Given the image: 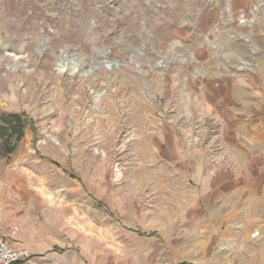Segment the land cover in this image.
Returning <instances> with one entry per match:
<instances>
[{"label":"rangeland","instance_id":"374dc122","mask_svg":"<svg viewBox=\"0 0 264 264\" xmlns=\"http://www.w3.org/2000/svg\"><path fill=\"white\" fill-rule=\"evenodd\" d=\"M222 35L247 51L236 57L239 73L259 70L264 0H0V113L29 119L13 155L56 158L63 149L67 168L87 183V192L74 190L76 205L94 236L108 239L110 256L132 259L143 240L132 230L163 220L149 214L148 165L165 161L151 142L167 125L180 134L188 123L182 109L202 75L195 52L222 50ZM203 124L219 136V120ZM158 171L164 179V166ZM252 240L255 262L262 244ZM205 252L211 259L216 251Z\"/></svg>","mask_w":264,"mask_h":264},{"label":"crops","instance_id":"0c3cea01","mask_svg":"<svg viewBox=\"0 0 264 264\" xmlns=\"http://www.w3.org/2000/svg\"><path fill=\"white\" fill-rule=\"evenodd\" d=\"M216 42L222 50L195 52L202 75L182 114L219 120L225 158L211 161L195 153L184 145L177 124L165 126L150 148L165 161L148 165L155 201L149 214L163 220L148 232L132 230L143 240L128 259L119 252L110 256L108 239L94 236L74 195L76 188L87 192V183L67 168L63 149L56 158L14 156L21 147L14 150L8 164L0 161V215L1 234L20 254L18 264H264V36L255 37L260 68L248 74L236 67L245 47L224 35ZM158 166H164V179H158ZM254 168L258 172L247 177L244 171ZM91 199L103 207L101 199ZM13 227L16 233L9 235ZM255 230L259 235L251 237ZM252 239L262 244L255 262L248 254ZM240 240L244 251L238 252ZM206 250L216 251L211 259Z\"/></svg>","mask_w":264,"mask_h":264},{"label":"built area","instance_id":"2783aa9c","mask_svg":"<svg viewBox=\"0 0 264 264\" xmlns=\"http://www.w3.org/2000/svg\"><path fill=\"white\" fill-rule=\"evenodd\" d=\"M188 123L180 129L182 141L186 147L195 153L206 154V157L213 161L215 157L221 156L223 145L216 135V128L203 123L207 120L201 115L192 116L186 119ZM219 153V156L216 154ZM3 230L2 217L0 215V264H18L20 254L9 244L7 239L1 234ZM17 227H13L9 235L16 233ZM259 235V231L255 230L251 233V237Z\"/></svg>","mask_w":264,"mask_h":264},{"label":"trees","instance_id":"16d2710c","mask_svg":"<svg viewBox=\"0 0 264 264\" xmlns=\"http://www.w3.org/2000/svg\"><path fill=\"white\" fill-rule=\"evenodd\" d=\"M28 125L29 119L24 112L0 113V138L5 136L3 143H0V155L8 156L14 152Z\"/></svg>","mask_w":264,"mask_h":264}]
</instances>
